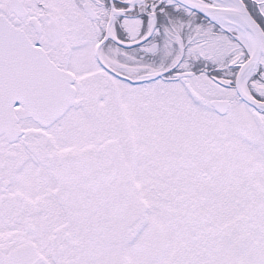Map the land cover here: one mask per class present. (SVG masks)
<instances>
[{
  "label": "snow or ice",
  "instance_id": "snow-or-ice-1",
  "mask_svg": "<svg viewBox=\"0 0 264 264\" xmlns=\"http://www.w3.org/2000/svg\"><path fill=\"white\" fill-rule=\"evenodd\" d=\"M0 264H264V0H0Z\"/></svg>",
  "mask_w": 264,
  "mask_h": 264
}]
</instances>
